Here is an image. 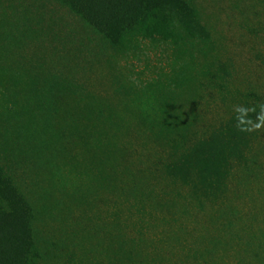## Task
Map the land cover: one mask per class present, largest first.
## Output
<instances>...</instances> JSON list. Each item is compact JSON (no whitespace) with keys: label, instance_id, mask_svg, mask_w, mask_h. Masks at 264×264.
Instances as JSON below:
<instances>
[{"label":"rangeland","instance_id":"374dc122","mask_svg":"<svg viewBox=\"0 0 264 264\" xmlns=\"http://www.w3.org/2000/svg\"><path fill=\"white\" fill-rule=\"evenodd\" d=\"M194 4L203 38L120 50L53 0H0V163L34 264H264V0Z\"/></svg>","mask_w":264,"mask_h":264},{"label":"trees","instance_id":"16d2710c","mask_svg":"<svg viewBox=\"0 0 264 264\" xmlns=\"http://www.w3.org/2000/svg\"><path fill=\"white\" fill-rule=\"evenodd\" d=\"M85 28L122 50L139 39L176 43L183 34L192 40L206 36L195 0H53ZM233 124V122H232ZM235 129L236 127H232ZM213 139L201 158L193 160L203 177L219 172L222 146ZM204 146L196 147L193 157ZM200 150V151H199ZM222 151V152H221ZM224 153V152H223ZM197 158V157H196ZM184 165V164H183ZM29 202L0 163V264H34L38 259Z\"/></svg>","mask_w":264,"mask_h":264}]
</instances>
